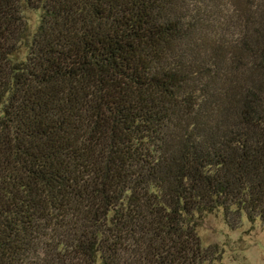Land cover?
<instances>
[{
	"label": "trees",
	"instance_id": "trees-1",
	"mask_svg": "<svg viewBox=\"0 0 264 264\" xmlns=\"http://www.w3.org/2000/svg\"><path fill=\"white\" fill-rule=\"evenodd\" d=\"M218 212L264 226V0H0V264H222Z\"/></svg>",
	"mask_w": 264,
	"mask_h": 264
},
{
	"label": "rangeland",
	"instance_id": "rangeland-1",
	"mask_svg": "<svg viewBox=\"0 0 264 264\" xmlns=\"http://www.w3.org/2000/svg\"><path fill=\"white\" fill-rule=\"evenodd\" d=\"M31 19H36L35 13ZM197 230L204 246L214 244L222 251V264H264V226L259 222L243 220L239 227L231 228L219 212L209 213Z\"/></svg>",
	"mask_w": 264,
	"mask_h": 264
}]
</instances>
